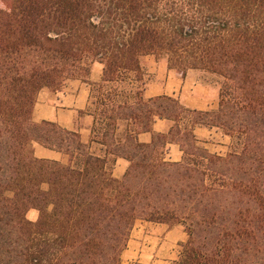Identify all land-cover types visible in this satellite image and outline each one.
<instances>
[{
	"label": "trees",
	"instance_id": "1",
	"mask_svg": "<svg viewBox=\"0 0 264 264\" xmlns=\"http://www.w3.org/2000/svg\"><path fill=\"white\" fill-rule=\"evenodd\" d=\"M150 55L217 83V109L146 99ZM74 79L98 88L88 111L105 156L33 121L39 93ZM117 83L132 89L106 91ZM158 119L168 133L153 132ZM197 127L232 138L231 152L211 153ZM36 144L70 163L38 158ZM170 144L180 162L167 160ZM139 220L184 227L174 264H264V0H0V264H124Z\"/></svg>",
	"mask_w": 264,
	"mask_h": 264
},
{
	"label": "crops",
	"instance_id": "2",
	"mask_svg": "<svg viewBox=\"0 0 264 264\" xmlns=\"http://www.w3.org/2000/svg\"><path fill=\"white\" fill-rule=\"evenodd\" d=\"M144 65L151 80L147 83L144 96L146 99L157 97H172L177 99L185 107L198 110L210 111L217 109L218 101L213 95L212 89L198 80V72L189 69L183 76L180 71L170 68L166 60H157L154 56H146ZM103 78V65L95 63L91 68L90 81L100 83ZM91 86L80 79L67 82L61 92H53L44 88L38 95L33 111V121L54 122L62 129L78 132L82 142L87 145L90 152L97 156H105L103 146L93 141V126L95 118L89 113ZM168 120L158 119L153 125L154 133L166 134L172 126ZM195 134L200 144L209 151L215 146L211 141L221 139L224 145L228 137L217 129L197 127ZM152 133H142L139 140L142 143L152 142ZM208 142V143H207ZM225 146H220L224 149ZM212 153V152H211ZM35 154L38 158L70 163V157L62 153L47 149L39 144L35 145ZM183 152L176 144H170L167 148L166 158L171 162H180ZM129 163L126 159L118 158L113 170V175L121 179L127 171ZM144 221H142L143 223ZM170 229L164 224L144 222L136 224L132 230L127 249L122 254L125 264H171L177 258L176 248L179 242L185 243V235ZM178 236V237H177Z\"/></svg>",
	"mask_w": 264,
	"mask_h": 264
},
{
	"label": "rangeland",
	"instance_id": "3",
	"mask_svg": "<svg viewBox=\"0 0 264 264\" xmlns=\"http://www.w3.org/2000/svg\"><path fill=\"white\" fill-rule=\"evenodd\" d=\"M163 60H166V58H162ZM199 75L203 76L204 79L206 78H209L210 76L206 73H200L199 72ZM208 87H210V89H212L213 91V95L215 96L216 100L219 102V85L213 81H210L208 84H207ZM118 88L119 91H129L130 89H132V87L128 84V83H117V84H113V85H107L106 87V91H110L111 88ZM98 89V88H97ZM95 89V91L93 92V95L91 94V99H90V107H89V111L91 110L92 112H95L97 111V103H98V99H97V95H98V90ZM212 144H214L215 146H211V149H210V152L212 153H215V154H219V155H227L228 153L231 152L232 150V146H233V140L232 138L228 137V141L227 143L224 145V143H221V139H216L215 141H211ZM208 143V142H207ZM220 146H225V148L222 150L220 149ZM39 217V212L37 210H31L29 213H28V218L31 220V221H37ZM143 220H139L136 222V224H139V225H143L142 223ZM135 224V225H136ZM168 228L170 229H175L178 233V236L180 234H183V236L185 235V238H186V242L188 240V235L187 233L185 232V229L182 225H175V226H168L166 225ZM177 236V237H178ZM185 242V243H186ZM185 243H181L179 242L177 244V248H176V255L175 257L177 258L175 261H173L171 264H174L176 261H178L180 258H181V255H182V252H183V246ZM122 262L124 263L123 259L121 258ZM125 264V263H124ZM135 264H139V263H135Z\"/></svg>",
	"mask_w": 264,
	"mask_h": 264
}]
</instances>
